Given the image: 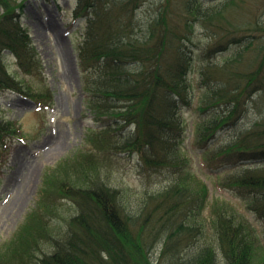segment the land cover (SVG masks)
Returning a JSON list of instances; mask_svg holds the SVG:
<instances>
[{
    "label": "trees",
    "instance_id": "trees-1",
    "mask_svg": "<svg viewBox=\"0 0 264 264\" xmlns=\"http://www.w3.org/2000/svg\"><path fill=\"white\" fill-rule=\"evenodd\" d=\"M24 2L0 0V91L48 108L52 93L20 21ZM142 2L77 0L75 17H86L83 39L76 46L78 66L98 126L90 129L94 151L85 150L86 143L72 158L86 165L90 176L84 184L60 186L76 206L64 219V233H51L45 228L46 217L35 213V223L16 233L18 242L7 259L0 257V264H255L253 248L260 243L264 247V240L250 220L231 212V206L223 205L214 214L220 256L216 248L199 245L190 250L193 236L202 231L197 219L207 192L190 164L192 155L217 170L223 161H255L237 166L222 184L251 200L247 209L263 223L264 238V0L249 6L258 10L257 20L250 23V14L241 13L253 0H158L156 12L139 24L135 11ZM202 26L214 40L207 43L196 67L190 35ZM252 29L262 37L258 49L249 46V39L226 59L216 60L228 43L245 39L239 33ZM6 55L14 59V72L5 63ZM19 74L34 76L42 84L23 83ZM195 95L196 122L188 146L179 114ZM225 129L233 130L231 138L217 142ZM18 131L0 117V167L11 149L7 139ZM126 152L136 156L143 171L168 181L146 196L141 192L138 204L124 203L123 192L103 176L109 158ZM42 202L53 210L61 205L57 198L43 197ZM46 242L48 248H42ZM158 242L159 259L154 263L149 249ZM260 260L264 264V258Z\"/></svg>",
    "mask_w": 264,
    "mask_h": 264
},
{
    "label": "rangeland",
    "instance_id": "rangeland-1",
    "mask_svg": "<svg viewBox=\"0 0 264 264\" xmlns=\"http://www.w3.org/2000/svg\"><path fill=\"white\" fill-rule=\"evenodd\" d=\"M19 1H25L20 21L27 29L40 57L43 78L52 93V102L49 108L41 107L12 91H0V117L20 129L16 135L7 139L11 149L7 161L0 167V257L6 259L10 255L12 245L18 242L16 233L27 229L29 223H35V220L31 222L35 213L46 217L45 228L51 233L57 230L59 234L64 233V219L75 212L76 206L69 196L65 197V192L60 190V186L65 182L74 185L86 183L90 176L86 165L76 164L77 161L73 162V158L79 150L85 149L86 143L89 147L85 150L94 151L96 145L89 141L90 129L98 126L93 111L88 106L84 77L78 66L76 46L83 39L86 17H75L73 11L77 8V0H17ZM157 1L143 0L135 11L139 24L147 21L154 10L156 12ZM259 2L260 0H253L251 4L242 6V10H246L241 14H250L248 23L258 18V10L249 6L254 3L259 6ZM263 4L264 2L261 6ZM239 34L241 38L245 36V39L228 43L217 53L216 60L223 57L226 59L234 50L245 46L249 39L252 40L249 46L258 49L262 38L260 32L252 29ZM212 38L203 26L190 35L191 60L194 66L198 67L203 61L201 52ZM5 63L9 70L14 72L15 62L11 56H5ZM17 78L24 80L23 83L28 80L36 87L42 84L34 76L24 77L19 74ZM196 97L195 95L189 106H183L179 114L182 123L180 128L187 133V145L196 122L193 118ZM241 125L242 122L238 124L237 129ZM232 132L233 130H222L216 137L217 142L231 138ZM127 154L120 153L110 157L104 165L103 176L108 183L123 192L124 203L138 204L141 201V192H146V196L151 191L162 188L168 181L159 174L146 173L141 169L136 156ZM192 156V171L189 170L204 182L207 192L197 219L202 231L193 236L194 242L190 250L194 252L199 245L213 250L216 248L214 214L220 212L223 205L228 209V206H231L234 209L232 213L250 220L260 238L264 240L263 223L257 221L255 215L247 209L251 200L242 197L235 187L222 184L227 174L238 170L237 166L252 165L255 161H223L221 168L217 170L214 166L208 168L207 163L203 164ZM146 179L149 181L142 183ZM43 197L57 198L61 205L56 210L49 209L43 205ZM260 244L255 245L251 255L255 264H260L263 260L260 259L264 258V247ZM160 246L161 242H158L149 249V257L154 263L159 259ZM42 248H48L47 242ZM215 253L220 256L221 252L216 248Z\"/></svg>",
    "mask_w": 264,
    "mask_h": 264
}]
</instances>
